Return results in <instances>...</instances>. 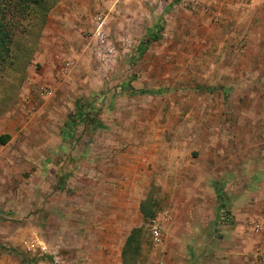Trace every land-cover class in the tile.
I'll return each mask as SVG.
<instances>
[{"label": "rangeland", "instance_id": "374dc122", "mask_svg": "<svg viewBox=\"0 0 264 264\" xmlns=\"http://www.w3.org/2000/svg\"><path fill=\"white\" fill-rule=\"evenodd\" d=\"M196 2L9 17L0 264H264V0ZM196 175L215 197L177 212Z\"/></svg>", "mask_w": 264, "mask_h": 264}, {"label": "trees", "instance_id": "16d2710c", "mask_svg": "<svg viewBox=\"0 0 264 264\" xmlns=\"http://www.w3.org/2000/svg\"><path fill=\"white\" fill-rule=\"evenodd\" d=\"M49 0H4L2 5H0V71L5 67V60L10 51V47L13 39V27L9 24V17H13L15 13L19 12L22 14L21 17H25L32 13H36V8H41L44 6ZM20 3L25 6L17 5L16 3ZM15 5V6H13ZM36 7V8H33ZM222 207V206H220ZM219 207V211H220ZM142 213L144 216L147 214L151 215V210L142 209ZM223 213V212H220ZM221 217V216H220ZM136 237L135 234L132 233L126 245L135 249V244L132 240ZM134 246V247H133ZM134 252L131 253V256H128L127 253L122 257V264H131L134 260ZM133 264V263H132Z\"/></svg>", "mask_w": 264, "mask_h": 264}, {"label": "crops", "instance_id": "0c3cea01", "mask_svg": "<svg viewBox=\"0 0 264 264\" xmlns=\"http://www.w3.org/2000/svg\"><path fill=\"white\" fill-rule=\"evenodd\" d=\"M239 1V0H237ZM243 1V0H240ZM253 1V0H251ZM238 5L239 3H232ZM230 5V4H229ZM234 6V5H233ZM170 174L166 175V180H168V178ZM197 176V177H196ZM193 178L196 177L197 181H195V189H193L192 193H187V188L185 187V185L187 184L188 180H191L187 174L186 175H178L177 179L179 180V182H182L181 184H185L184 187H182V185L180 186V192H182V194L179 196L180 201L182 202H178V211L179 212L181 209H186V208H191V209H196L198 211L202 210V208L207 205V202L210 200V198H214L215 197V188L212 189V186L210 185L211 181H207V180H203L202 178L199 177V175H196ZM183 177V179H182ZM176 178L173 179L172 182H175L177 180ZM184 189V190H182ZM212 198V199H213ZM187 200L191 202V200H194V205L191 207L192 204L187 205Z\"/></svg>", "mask_w": 264, "mask_h": 264}, {"label": "built area", "instance_id": "2783aa9c", "mask_svg": "<svg viewBox=\"0 0 264 264\" xmlns=\"http://www.w3.org/2000/svg\"><path fill=\"white\" fill-rule=\"evenodd\" d=\"M168 1H175V0H168ZM190 2L193 5L197 3L196 0H190ZM263 226H264V217H263V220H261V223H256L254 225V230L256 232H260L263 229ZM152 232H153V237L155 238V240H158L159 235H160V230L156 224L152 226Z\"/></svg>", "mask_w": 264, "mask_h": 264}]
</instances>
